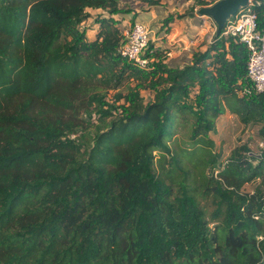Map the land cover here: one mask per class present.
I'll return each instance as SVG.
<instances>
[{
	"label": "trees",
	"instance_id": "16d2710c",
	"mask_svg": "<svg viewBox=\"0 0 264 264\" xmlns=\"http://www.w3.org/2000/svg\"><path fill=\"white\" fill-rule=\"evenodd\" d=\"M88 6L108 12L92 39L79 29ZM252 9L264 31V0ZM123 10L120 0H0V264H264V187L242 191L257 177L264 185V148L256 157L243 144L225 161L209 150L225 110L264 135V91L238 93L250 83L246 43L214 34L170 66L168 48L149 40L140 67L118 51L111 14ZM182 17L161 22L169 31ZM83 77L134 84L115 93L121 115L105 92L91 95L100 123L78 142L70 134L86 121L65 107ZM193 84L195 105L182 100ZM187 112L189 142L172 146ZM195 145L207 153L200 166L189 161Z\"/></svg>",
	"mask_w": 264,
	"mask_h": 264
},
{
	"label": "rangeland",
	"instance_id": "374dc122",
	"mask_svg": "<svg viewBox=\"0 0 264 264\" xmlns=\"http://www.w3.org/2000/svg\"><path fill=\"white\" fill-rule=\"evenodd\" d=\"M195 0H190V2L185 3V5L177 4V8H175L172 13L182 14V18H177V22L179 25L184 28L185 24L184 21L188 20L192 21L196 17V7ZM134 8L135 14L132 17L131 21L128 25L132 24L136 19L137 14H140L144 10V6L147 7L145 3L140 1H133L130 3ZM194 5L193 10L191 9ZM197 5V6H196ZM121 7L123 9L128 8L126 7V3L121 0ZM137 9V10H136ZM134 13V12H132ZM100 12H94L92 15L93 19L96 20L98 16H100ZM199 18V29H197L198 40L196 41V50H203L205 45L210 43L213 39L215 34V23L210 16L207 15H197ZM166 17V16H165ZM116 21H121L119 23L124 24L122 20H119V16ZM92 20H85L79 25V29L87 32L89 31V37L92 38L94 33V21ZM162 21V20H161ZM152 33H151V41H154V44L157 46H165L168 48L167 56L171 57L170 52L181 47L184 43L182 35H179L177 30H173L171 25H169V32L166 31L167 27L160 22L159 24L155 25L153 23L149 24ZM92 29V31H90ZM172 29V31H171ZM174 33V35H173ZM181 36V37H180ZM63 41V39H61ZM195 50V51H196ZM170 65L174 66L177 65L173 59L169 61ZM188 63V62H187ZM180 64V63H178ZM183 65V64H182ZM181 65V66H182ZM99 77V76H98ZM98 77H83L82 82L80 84V91L76 95H71V103L73 104L72 107H65L70 114L72 109V115H77V117L84 119L86 123L84 126H77L75 128V133L70 134L71 137H78V142H85L89 141L93 136L94 128L96 124L100 123L101 112H98L97 106H95V101L91 99L92 94H97L101 92H105L104 100L107 103L113 104L114 107L111 109L112 115H121L123 112L120 101H115V93L117 91H125L127 89L128 84L133 85L134 82L128 81L124 79L123 82L118 85L117 87H110V85L104 84L102 80ZM101 79L103 78L100 77ZM197 91V85H191L189 89V94L187 96L182 97V100L185 102H189L192 105L194 103V95ZM141 94L144 98V101L151 100L153 98V91L150 89H142ZM70 97V96H69ZM92 101V103H89ZM85 107V108H84ZM86 107H88L86 109ZM106 107V106H104ZM111 115L106 117V121L110 118ZM194 118L191 113L187 112L185 114H179L176 118V124L174 127L173 133V141L171 143L172 146H185L187 142H189V135L192 127V122ZM216 129L209 132V137L213 140V145L209 147V150L212 154L217 155L218 161H225L234 147L241 146L243 144L247 145L251 152L256 155V157L261 156V152L264 148V135L259 132V128L261 124L258 123H248L244 124L240 121L238 116L235 113L230 112L229 110H225V112L219 115L215 120ZM190 157L189 161L191 165L192 163H196L198 166L202 165L204 158L207 156L206 151L203 152L202 147L200 145H195L189 152ZM257 160L252 159V162H256ZM206 170L209 171V168L206 167ZM264 185L261 182V178L257 177L251 181H248L243 184L242 191L244 192H255L258 189H263ZM209 198V197H208ZM204 203V201H202ZM206 207L209 211L214 209V202L210 200V198L206 202ZM213 225V223H211Z\"/></svg>",
	"mask_w": 264,
	"mask_h": 264
},
{
	"label": "built area",
	"instance_id": "2783aa9c",
	"mask_svg": "<svg viewBox=\"0 0 264 264\" xmlns=\"http://www.w3.org/2000/svg\"><path fill=\"white\" fill-rule=\"evenodd\" d=\"M259 0H249L247 6L238 10L223 25L220 36H236L246 43L248 48L247 77L249 84L238 90L240 95L250 94L252 90L264 91V31L257 28L256 13L252 5ZM152 29L143 21H134L126 30L118 51L128 60L140 67H148V58L144 55L151 38Z\"/></svg>",
	"mask_w": 264,
	"mask_h": 264
},
{
	"label": "crops",
	"instance_id": "0c3cea01",
	"mask_svg": "<svg viewBox=\"0 0 264 264\" xmlns=\"http://www.w3.org/2000/svg\"><path fill=\"white\" fill-rule=\"evenodd\" d=\"M124 1V3H126V7L127 9L126 11H119L117 13H112L111 16L114 19H118L117 16H119V20H122L124 24H121L119 22L121 21H116V24L120 27L121 32L123 33V35L125 36V32L126 30L130 27V25H128V23L131 21L132 17L135 14L134 8L132 7V5L130 3H132L133 1H138V0H122ZM190 2V0H160L159 4L156 5H151V6H144V10L140 13L137 14L136 19L134 21H143L146 22L148 24L153 23L155 25L159 24L161 22V20L167 16L169 13H172L171 11H173L175 8L179 9L177 7V4H181L182 6L185 5V3ZM120 7H121V0H120ZM131 9V10H129ZM86 10L89 12V15L82 21L86 22L85 20H92L93 17L92 15L94 14V12H100L102 14H100V16H107L108 12L106 9L101 8V7H92V6H88L86 8ZM137 10V9H136ZM134 12V13H132ZM177 18H175V20L173 22L170 23L171 27L173 30H177L176 33H178L179 35H182L183 39H187L184 40V43L182 44L181 47L173 50L170 52L171 57L167 56L166 57V61L167 63L170 65L169 61H171V58L173 59V61L177 64L174 66H181L182 64H185L187 62L191 61L192 58V54L193 52L197 49L196 48V41L198 40V35H197V29H199V18L196 14V17L194 18V20L189 21L188 18L186 21H184L185 27L182 28L179 25V22H177ZM93 23H94V33H93V37L95 36V33L98 30L99 27V23L93 19ZM171 29V31H172ZM90 31H92V29H90ZM89 31L85 32V36L88 35L89 37ZM169 32V31H168ZM174 35V33H173ZM181 37V36H180ZM87 38V36H86ZM92 38H87V39H92ZM207 45V44H206ZM205 45V47H206ZM204 47V48H205ZM180 63V64H178ZM172 66V65H170Z\"/></svg>",
	"mask_w": 264,
	"mask_h": 264
},
{
	"label": "water",
	"instance_id": "95a60500",
	"mask_svg": "<svg viewBox=\"0 0 264 264\" xmlns=\"http://www.w3.org/2000/svg\"><path fill=\"white\" fill-rule=\"evenodd\" d=\"M248 3L249 0H214L210 4L198 6L196 14L210 16L216 25L215 34L219 35L227 19Z\"/></svg>",
	"mask_w": 264,
	"mask_h": 264
},
{
	"label": "clouds",
	"instance_id": "9594fccd",
	"mask_svg": "<svg viewBox=\"0 0 264 264\" xmlns=\"http://www.w3.org/2000/svg\"><path fill=\"white\" fill-rule=\"evenodd\" d=\"M198 6H200V5H198ZM197 8V7H196Z\"/></svg>",
	"mask_w": 264,
	"mask_h": 264
}]
</instances>
